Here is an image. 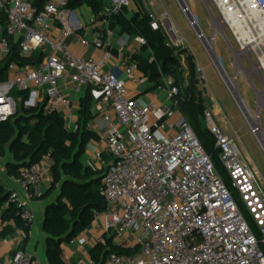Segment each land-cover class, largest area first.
<instances>
[{
    "label": "built area",
    "instance_id": "obj_1",
    "mask_svg": "<svg viewBox=\"0 0 264 264\" xmlns=\"http://www.w3.org/2000/svg\"><path fill=\"white\" fill-rule=\"evenodd\" d=\"M40 1L0 0V56L11 55L13 40L19 43L23 56L38 60L28 66L11 63L7 79H0V124L17 115L15 91L29 93L27 106L44 103L45 113H59L67 125L72 124L76 109L61 89L62 82L70 83L76 95L91 89L92 98L102 102L106 110L103 121L107 128L100 135L98 165L89 162L87 166L94 171L98 166L103 172L101 195L107 209L95 215L90 229L61 247L63 263L99 264L91 256L92 249L112 241L113 246L125 248L132 255L112 252L100 264H264V182L244 160L240 136L230 135L211 111L204 112L205 129L214 140L235 197L187 120L180 122L178 134L166 136V123L175 116V110L142 105L131 97L127 83L142 86L147 82L136 63L123 64L125 79H120L105 71L110 52L102 59L72 52L71 38L84 49L105 48L111 21L131 7V0H110L103 20L97 23L95 17L91 19L90 26L95 28L92 41L80 34L87 28L79 13L81 8L71 9L69 0H48L39 6ZM174 1L195 28L198 18L193 7L186 0ZM203 1L210 12H215L217 31L225 37L228 33L232 39L230 48L238 73L252 67L257 77L250 83L257 88L258 81L262 86L257 89L258 113L253 114L245 102L235 101L250 133L264 149L260 111L264 106V0ZM151 26L161 30L156 21ZM197 36L202 43L206 39L203 32ZM137 40L144 46L142 39ZM167 45L179 49V42ZM204 47L215 56L209 46ZM215 58L217 72L229 85L223 58L219 54ZM198 75L200 81L205 79L199 68ZM163 82L173 103L179 90L172 78ZM202 89L207 91V87ZM39 92L42 102L38 101ZM104 154L111 160L106 161ZM45 159L44 164L20 169L14 181L24 196L11 192L4 204V209L14 207L19 220L29 228L36 224L31 204L44 196L43 185L55 165L51 157ZM0 264L44 263L33 254L20 253Z\"/></svg>",
    "mask_w": 264,
    "mask_h": 264
},
{
    "label": "trees",
    "instance_id": "obj_2",
    "mask_svg": "<svg viewBox=\"0 0 264 264\" xmlns=\"http://www.w3.org/2000/svg\"><path fill=\"white\" fill-rule=\"evenodd\" d=\"M47 1L41 0L39 6ZM131 1L137 6L138 0ZM109 4L110 0H69V7L73 10L83 6L90 8L97 23L103 20L102 13ZM138 11L135 18L129 19L124 9L111 21L110 28L118 24L123 34L135 36L145 42L144 48L149 52L148 58L136 57L135 61L154 89L164 87V78L174 80L179 94L174 98L173 103L177 105L185 120L191 124L203 148L212 157L226 184L237 197L219 161L213 138L206 129H202L201 119L205 112L202 95L196 96L187 85L185 69L178 57L180 50L169 47L162 30H153L151 17L140 9ZM11 46V55L0 60L1 80L7 79L8 66L11 63L28 66L36 65L38 62L35 58L23 56L19 43L11 40ZM15 95L22 98L19 112L28 100L29 93L17 91ZM92 101L91 92L88 91L81 102V126L75 133L68 130L61 114L45 113L44 103L35 107L31 115L26 110L27 114L16 115L11 120L0 124V156L4 158L10 152L15 160L8 163L6 168L10 177L16 178L22 167L40 164L47 157H51L55 162L51 169L52 191L60 185V193L57 201L48 206L44 220V232L48 236L49 264H64L61 258L62 245L90 229L95 221V215L107 209L106 201L101 195L103 172L94 171L82 161L88 144L92 141H100L98 135L87 130L91 120ZM10 193L5 192L0 185V209L4 207ZM239 205L243 209L240 202ZM244 213L252 230L258 234L253 221L245 211ZM2 221L7 224L2 237L12 235L14 232V227L10 223L24 230L27 238L29 237L30 228L19 220L14 207L4 209ZM112 252L119 255H132L129 250L113 246L112 241H109L106 245L100 244L92 249L91 256L100 264Z\"/></svg>",
    "mask_w": 264,
    "mask_h": 264
},
{
    "label": "crops",
    "instance_id": "obj_3",
    "mask_svg": "<svg viewBox=\"0 0 264 264\" xmlns=\"http://www.w3.org/2000/svg\"><path fill=\"white\" fill-rule=\"evenodd\" d=\"M132 2V1H131ZM204 3V1L202 0ZM196 0H190V5L195 8ZM205 5V4H204ZM85 10V14L81 13V10ZM141 10L143 13L148 14L152 22L156 21L159 23L162 32L166 37V42L169 44H175L179 42V50L184 48H189L193 55L195 56L198 68L204 74L205 83L207 86V94H203L204 97L208 98V102H204V107H206L205 111H211L219 125L227 131L230 135L240 134L237 128L234 126V123L225 115V112L217 101V99L213 95V91H215L214 87L211 90V84L209 81V77L206 74L207 69L212 68V65L215 67V56L209 55L201 44L206 52L207 57L203 58L200 51L196 49V46L193 44L196 42L195 35L186 36L185 31L182 29L181 15L180 9L181 6L175 2L174 0H138L137 6L132 2L131 7L126 9V14L129 19H133L139 13L138 10ZM79 11L82 20L86 25V31L82 32L81 35H84L85 38L92 41L95 36V28L90 26V21L94 17L93 12L87 6L81 7ZM214 32L212 30L211 37H214ZM135 36H128L127 34L122 33V28L118 24L112 26L110 28L109 34L106 38V46L103 49L90 48L84 49L79 44L75 38H71L69 40V45L72 52L75 55L82 57H93L96 59H102L103 56L110 52L111 58L108 59L105 65V71L110 72L120 79H125L123 64L134 62L136 57L148 58V50L141 45ZM217 39V37H216ZM217 41V40H216ZM230 46V45H229ZM232 50V49H231ZM217 53L222 57L221 51L217 48ZM223 58V57H222ZM3 59V58H2ZM0 59V60H2ZM180 62L185 69V78L188 85L189 74L186 68V63L183 58H180ZM137 64V63H136ZM138 65V64H137ZM216 69V68H215ZM234 74L236 76L235 67ZM217 71V70H216ZM140 74L141 71L139 70ZM144 76V75H143ZM220 76V74H219ZM222 79V77L220 76ZM239 81V80H238ZM214 86L217 88L216 83ZM60 87L63 91H65L71 100L73 106L76 109L75 117L72 120V124H66L67 128L71 132H77L81 126V102L83 98L86 96L88 91L91 92V89H85L81 97H78L72 91V85L70 83H61ZM127 88L131 97L141 103L142 105L156 104L158 106H167L172 107L175 110V116L167 121L165 128L166 136H174L178 134L180 131V122L184 118L182 113L179 111L177 106H173V103L167 98V90L164 87H160L157 89L153 88L152 84L146 82L144 85L136 86L131 83H127ZM239 89V84H238ZM240 93V91H239ZM38 101L42 102V92H39ZM225 95V94H224ZM242 100L243 96L240 93ZM210 97V98H209ZM235 101V100H234ZM93 104L91 107V120L88 125L91 127V132L95 133L100 137V135L106 130L107 124L103 121V115L105 114V105L102 102L95 101L93 99ZM236 102V101H235ZM42 104V103H40ZM237 104V102H236ZM247 104V103H246ZM238 105V104H237ZM249 107V105L247 104ZM35 108L34 105L31 106ZM250 108V107H249ZM241 112V111H240ZM185 119V118H184ZM70 125V126H69ZM87 125V126H88ZM88 130V127H87ZM240 136V135H239ZM102 151V144L96 141H92L88 144L86 153L82 158V161L85 165H88L91 162L93 165L97 164L96 155ZM103 158L106 161H110L111 158L104 154ZM13 155L8 152L6 157L0 156V185L4 188L5 192H16L20 196H24V191L20 188L14 181V178L10 177L7 173V165L10 162H14ZM46 159H44L41 163H45ZM97 171H102L97 166ZM53 177L51 170L49 171L48 177L43 185V193L44 196L37 200L36 202L31 204V207L36 216V224L30 228L29 237L27 238L26 233L22 229H18L14 226L13 223H10L14 227V232L12 235L7 237H2L3 230L7 227V224L2 221V213L4 211V207L0 209V261L4 262L7 260L15 259L20 253H29L40 257H45V263H48L47 257V249H48V236L44 232V220L46 215V210L48 206L57 201L59 193H60V185L56 187L54 191L52 187ZM64 246V244L62 245ZM44 261V260H43Z\"/></svg>",
    "mask_w": 264,
    "mask_h": 264
},
{
    "label": "rangeland",
    "instance_id": "obj_4",
    "mask_svg": "<svg viewBox=\"0 0 264 264\" xmlns=\"http://www.w3.org/2000/svg\"><path fill=\"white\" fill-rule=\"evenodd\" d=\"M188 4H190V0H186ZM195 16L198 18L197 19V24L196 27L193 28L190 25V22L188 21L187 17L184 15V13L182 12V9H180V15H181V24H182V29L185 31V35L186 36H194L195 32L197 33H201L203 32L205 35V38L211 42L212 39H215L214 43L217 44L216 47L220 49L223 60H224V64L227 70V73L229 75V77L231 79H238L239 81H237V90H236V94L237 97L239 98L238 103L243 104V100L241 95L243 96V99L246 101V103L249 105L251 111L253 112V114L258 113V106H257V100H258V88L262 89V86L258 83V81L256 82L257 88L256 86H254L252 83H250V79L253 80L255 79L257 76L255 74V71L253 70V68L249 67L248 70H245L243 72H241L242 74L240 75L238 73V70H236L235 68V72L236 75H238L237 77L234 74V65H235V56L233 51L230 48V42H232L231 37L228 35V33H226L228 39H226L227 37H225V35H222V33L220 34L217 30H218V24L215 21L216 15L214 10L213 11H209L208 8L204 5V3L202 2V0H196L195 3V8L193 10ZM81 13L85 14V10L82 9ZM212 30L214 32V35H216V33H219L216 37L217 39L214 37H211L212 34ZM195 39L196 42L193 43L196 46V49L200 51L201 55L203 56V58H206V52L203 48L204 44L206 46H208L205 42V39L203 40V43L199 41L198 36L195 35ZM217 40V41H216ZM203 44V46L201 45ZM215 47V49H216ZM232 47V46H231ZM212 54H215V56H217V49L212 52ZM0 59H2V57L0 56ZM187 68V65H186ZM251 72H253L251 74ZM207 76L209 77V81L211 84V90L214 87L215 91L212 90L214 97L217 99V101L220 103V105L222 106L225 115L234 123V126L237 128V130L240 132V140H241V150H242V155L244 160L246 161V163H248V165H250L253 169H256L259 172V175L261 177V179L264 182V149L260 146L258 140L255 138L254 135H252L250 133L249 127H247V123L245 118L242 116L240 109L238 107V105L236 104V102L234 101L235 99L232 97L231 95V91L233 92L234 90L231 89V91L229 90L228 86L226 85L225 81L223 79L220 78L219 73L216 71L215 67L212 65V68L207 69L206 71ZM202 83L199 86V90L201 92L202 95V99L204 102H208L207 100L208 98L204 97L203 94V87H207L206 83H205V79L201 80ZM190 82V78L188 80V85ZM216 83L217 88L214 86V84ZM238 84H239V89H238ZM240 91V93H239ZM17 91H15L16 93ZM15 93L13 94L14 98L16 99V101L18 102L19 108H21V103H22V98L17 97L15 95ZM83 93L78 94V97H81ZM225 94V95H224ZM210 98V97H209ZM263 109L260 110L262 111L261 114V118H262V127L264 129V106L262 107ZM34 108H32L31 106H27L26 104H24L22 111L19 110L17 116L23 115V114H27L25 111L28 110L29 111V115H31L34 110ZM203 110H206V107H204ZM202 110V111H203ZM21 112H23L21 114ZM248 117L251 119L250 115H248ZM201 126L202 129L205 130V121L204 118L201 119ZM264 137V136H263ZM45 257H40V259L45 263Z\"/></svg>",
    "mask_w": 264,
    "mask_h": 264
},
{
    "label": "water",
    "instance_id": "obj_5",
    "mask_svg": "<svg viewBox=\"0 0 264 264\" xmlns=\"http://www.w3.org/2000/svg\"><path fill=\"white\" fill-rule=\"evenodd\" d=\"M178 57L183 58L185 60V63L187 65V70L190 78L189 86L191 92H193L196 96H201V92L199 90V86L201 84L200 79L198 78V65L195 59V56L191 52L189 48H184L178 52ZM229 90L231 91L228 83H226ZM204 93L206 94L207 91L206 89L203 90ZM232 97L238 101L239 98L237 97V94L233 91H231Z\"/></svg>",
    "mask_w": 264,
    "mask_h": 264
},
{
    "label": "bare ground",
    "instance_id": "obj_6",
    "mask_svg": "<svg viewBox=\"0 0 264 264\" xmlns=\"http://www.w3.org/2000/svg\"><path fill=\"white\" fill-rule=\"evenodd\" d=\"M219 25V24H218ZM205 42H206V44L209 46V48L212 50V51H215L216 49H217V47H216V45L217 44H215L214 42H210V41H208L207 39H205ZM215 47H216V49H215ZM228 81H229V86H230V88H232V90H234V92L236 93V90H237V81H236V79L235 80H233V79H228ZM252 118V121H254V122H256V123H259V121L258 120H256V119H253V117H251ZM263 135H264V133H263Z\"/></svg>",
    "mask_w": 264,
    "mask_h": 264
}]
</instances>
